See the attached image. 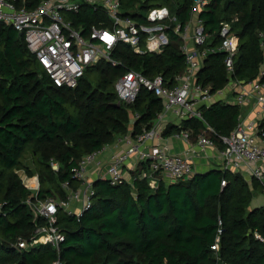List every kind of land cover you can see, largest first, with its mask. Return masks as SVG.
I'll use <instances>...</instances> for the list:
<instances>
[{"label": "trees", "instance_id": "16d2710c", "mask_svg": "<svg viewBox=\"0 0 264 264\" xmlns=\"http://www.w3.org/2000/svg\"><path fill=\"white\" fill-rule=\"evenodd\" d=\"M44 0H20L34 10ZM195 0H122L126 17L138 18L153 7L166 6L181 25L192 18ZM209 34L206 47L222 44L221 26L230 24L239 39L233 79L264 83V0H212L201 13ZM75 28L86 35L93 26L110 27L103 10L85 6L68 13ZM237 19V21H234ZM145 22V19H140ZM183 41L170 33L161 54H135L121 43L113 55L89 67L77 88L54 85L27 47L23 34L0 22V264H264V206L251 209L254 194L264 193V181L251 182L240 174L212 171L191 180L149 186L134 175L132 183L93 182L91 209L78 218L60 208L57 224L65 234L58 252L52 245L17 251L45 225L36 205L48 199L67 200L68 189L79 187L73 170L90 153L119 138L151 130L164 103L142 89L132 104L119 102L116 83L127 71L147 78L164 77L172 86L186 71ZM225 52L209 53L198 83L213 94L228 85ZM96 73V76L93 74ZM203 120L182 125L193 135L208 125L223 149L221 137L240 123L241 107L214 101L201 108ZM137 114V121L133 116ZM260 127L264 129V120ZM184 130L169 125L164 134ZM56 162L59 168L53 169ZM144 167V166H143ZM39 178L37 195L24 184L19 171ZM222 181L226 186L221 185ZM218 242V250L212 246Z\"/></svg>", "mask_w": 264, "mask_h": 264}, {"label": "built area", "instance_id": "2783aa9c", "mask_svg": "<svg viewBox=\"0 0 264 264\" xmlns=\"http://www.w3.org/2000/svg\"><path fill=\"white\" fill-rule=\"evenodd\" d=\"M20 0H0V22L13 26L24 35L30 52L36 55L40 66L46 72L52 83L60 88H77L89 67L96 66L106 60L114 66L120 65L113 59L116 49L121 43L126 44L137 54H161L170 44V33L182 38L181 50L186 57V71L178 76L171 86L163 76L147 78L140 72L127 71L116 83L119 102L132 104L138 98L142 89L153 93L164 103V109L158 116L155 126L145 130L136 137L125 135L123 140L126 148L112 156L107 167L105 181L111 185H120L128 180L124 165L128 160L135 159L140 179H148L149 186L158 188L160 180L170 183L180 180H191L195 175L193 163L188 156L172 154L157 142L163 137V132L170 124V117L179 121L190 119L203 120L199 104H207L215 99L225 102L234 101L237 106L252 104L258 107L259 118L248 123L241 122L229 136L221 137L226 144L223 156L228 160L230 168L241 169L243 165L255 166L253 176L264 181V129L260 127L264 120V83L257 80L237 81L233 79L234 61L239 51V39L231 31L228 22L221 26L222 44L218 48L206 47L209 34L205 31L201 13L212 0H195L191 11L192 18L187 25H181L177 16H173L166 6L153 7L138 18L125 16L122 0H44L34 8L25 5L18 6ZM85 6L103 10L109 19L110 27L93 26L83 35L75 28L73 22L66 18L68 13L77 14ZM140 19H145V22ZM237 21V19H234ZM225 52V66L228 74V85L224 90L213 94L210 88L205 89L198 83V73L204 67V61L209 53ZM232 98V99H231ZM234 99V100H233ZM137 121L138 115L132 118ZM212 132L214 130L210 128ZM215 134V132H214ZM189 143L191 135L186 130L175 134ZM201 148L214 146V140L201 136ZM106 145L101 150L90 153L73 170L74 178L81 182L83 192L82 207L73 211L70 201L78 199L79 191H73L67 200L48 199L39 204L37 213L45 218V225L37 229L30 241H19L13 247L17 251L31 250L40 244L52 245L58 252L65 242V234L57 224L60 208L70 216L82 217L91 209L92 197L95 194L93 180L88 177L89 166L94 165L101 170L99 158L104 155ZM260 164V165H259ZM53 169L59 168L55 162ZM257 165V166H256ZM144 166V167H143ZM28 179V182H31ZM221 185L226 186L222 181ZM68 189V183L65 185ZM264 241V238L257 235ZM218 242L212 249L218 250ZM52 264H66L61 258Z\"/></svg>", "mask_w": 264, "mask_h": 264}, {"label": "crops", "instance_id": "0c3cea01", "mask_svg": "<svg viewBox=\"0 0 264 264\" xmlns=\"http://www.w3.org/2000/svg\"><path fill=\"white\" fill-rule=\"evenodd\" d=\"M215 101H222V100L215 99ZM211 103L199 104L198 107L199 109H201L203 107L209 106ZM231 103L234 104V101H231ZM258 110L259 109L258 107H256V105H254V102L246 106H241L240 123L242 121L248 123L250 120L258 119L259 118ZM169 118H170L171 125L175 124L176 126L180 127V129L183 128L184 130H186L189 133V135H191L190 141L189 143H187L183 139L177 137L175 135L176 133L174 135H168V134H164L165 132L164 131L162 134L163 137L157 143L161 145V147L166 148L168 152L172 154H181V155L188 156V158H190V160L193 163V169L195 170V175L196 174L204 175V174H208L209 172L216 170V171H220L221 173L232 172L234 174H240L241 176L245 177L249 182H251L253 178V170L255 166L250 167L248 165H243L241 169L230 168L228 160L226 159L225 156H223V153L225 152L226 144H224L220 139V143L224 146L223 149L220 148V145L212 138L213 135H216V134H214V132L210 130L211 127L209 125L205 127V129L203 130L201 134L193 135L192 131L186 129L182 125L183 121L181 122L176 118H171L170 116ZM201 136H205L207 138L213 139L214 146H208L207 148H204V149L201 148V145L199 144V140ZM123 138H119L115 144L110 145V147L106 149V152L104 153V155H102L99 158V161L101 162V168H100L101 170L98 171L94 165L89 166V169H88L89 179L93 181L97 179L105 180V175L107 173L106 170L109 164L111 163L112 156L115 153L117 154V153L122 152L126 148V143L124 142ZM135 164H136L135 159H131V160H128V162L123 167V170L125 171V174L128 180L131 182H132L133 176L139 173V170L137 169L138 167H136ZM260 167H262L263 172H264V166H260ZM17 173L22 178L23 184L29 190H32L35 193V195H37V193L39 192V187H40L39 178L29 177L27 173H25V171L23 170ZM30 178H32L31 179L32 181L28 182V179ZM160 181H163L164 184L166 185L171 184L166 179L165 180L163 179ZM73 191L80 192L78 199L74 197L70 201V206H71L70 209L73 211L74 210L77 211L82 207V200L84 199V196H85V193L83 192L80 181H79L78 188L69 190L68 198L69 197L71 198V193ZM261 193L264 194L263 192ZM255 194H254V197H255ZM259 196H257V200H256L257 204L251 205V209L261 208V206H264V197L262 195H259ZM41 202L43 201H40L38 205H36V209L39 208L38 206Z\"/></svg>", "mask_w": 264, "mask_h": 264}, {"label": "rangeland", "instance_id": "374dc122", "mask_svg": "<svg viewBox=\"0 0 264 264\" xmlns=\"http://www.w3.org/2000/svg\"><path fill=\"white\" fill-rule=\"evenodd\" d=\"M93 76H96V73L95 74H93ZM232 99V98H231ZM234 100V99H233ZM172 118V117H171ZM174 118V117H173ZM176 120V119H175ZM30 179H32V178H30ZM259 195H262L263 197H264V194H262V193H260V192H257L256 194H255V197H254V199H253V203H252V205H256L257 204V196H259ZM259 197H261V196H259Z\"/></svg>", "mask_w": 264, "mask_h": 264}]
</instances>
